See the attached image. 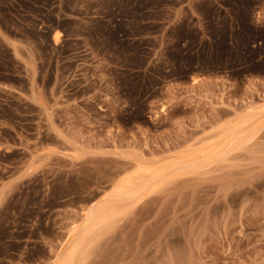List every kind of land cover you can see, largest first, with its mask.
<instances>
[{"label":"rangeland","instance_id":"rangeland-1","mask_svg":"<svg viewBox=\"0 0 264 264\" xmlns=\"http://www.w3.org/2000/svg\"><path fill=\"white\" fill-rule=\"evenodd\" d=\"M76 243L264 264V0H0V264Z\"/></svg>","mask_w":264,"mask_h":264},{"label":"bare ground","instance_id":"bare-ground-1","mask_svg":"<svg viewBox=\"0 0 264 264\" xmlns=\"http://www.w3.org/2000/svg\"><path fill=\"white\" fill-rule=\"evenodd\" d=\"M56 35V34H55ZM55 37V36H54ZM130 183V181H126L124 180V182H121L120 185L117 186V190L119 191V193H124L126 192L125 190H127V185ZM118 209H116V207L114 208L113 206L111 208H107V206L103 205V206H97V207H94V206H91L89 208V210L86 212V218H85V221H86V226H85V230H88V229H92L93 227H95L100 221H104L105 219L107 220V218H110L112 216H114L115 214L118 213ZM77 243L76 245H74V247L72 248V250L67 254L65 255L63 258H62V261L59 263V264H71L72 261H73V258L75 257L76 255V252H77ZM76 247V248H75Z\"/></svg>","mask_w":264,"mask_h":264}]
</instances>
